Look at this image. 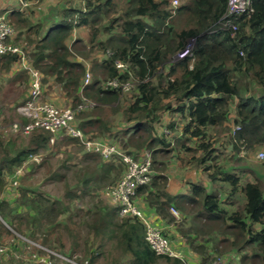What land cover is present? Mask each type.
Instances as JSON below:
<instances>
[{
  "label": "trees",
  "instance_id": "trees-1",
  "mask_svg": "<svg viewBox=\"0 0 264 264\" xmlns=\"http://www.w3.org/2000/svg\"><path fill=\"white\" fill-rule=\"evenodd\" d=\"M78 2L60 0L36 22L24 17L22 11L7 14L18 30L11 42L22 46L29 66L41 75L42 96L56 85L71 106L77 105L88 66L90 84L83 94L98 104V112L82 115L77 123L75 119L85 137L113 141L118 134L112 130L121 131L122 148L151 151L152 168L160 172L163 166L156 159L161 155L176 148L200 153L185 163L188 166L194 161V168L206 176L209 189L196 184L188 195L174 198L166 192L165 176L156 173L150 184L137 189V196L144 197L147 206L167 224L175 222L170 207L197 208L194 219L203 224L196 226L195 234L180 235L200 256V264H213L227 251L236 257L235 264H247L251 259L264 264V174L245 179L244 170L233 166L231 158L224 159L215 146V132L220 130L229 134L225 144L234 156L243 149L264 148V0H251L252 12L236 20L235 31L220 29L226 0H187L176 8L170 0ZM82 30L85 37L73 35ZM189 41L193 42L191 56L176 59ZM117 63L124 68H117ZM18 65V56L0 55V78L16 68L9 82L29 90L28 73L17 71ZM112 81L119 86L130 82L133 89L122 93L120 87L108 85ZM1 90L0 84V94ZM28 96L25 91L11 101L0 100V192L17 168L50 148L52 134L44 129L28 136L17 133L26 136L21 144L6 136L4 108L15 112ZM106 106L121 113L122 128L100 117L99 109ZM164 119H168L165 125ZM20 121L26 122L21 117ZM11 125L9 131L14 133ZM161 126L178 131L176 148L168 150ZM236 126L239 129L233 133ZM56 142V147L77 150L73 155L76 164L65 160L61 164L65 173L52 172L47 178L63 183L62 198L52 199L30 185L16 186L21 175L13 177L18 193L12 202L0 198V237L10 236L8 229L32 239L38 235L41 240L37 244L55 253L51 236L66 220L89 228L82 244L72 234L74 248L81 247L80 257L74 260L77 264H96L99 257L106 264H185L156 255L145 240L143 224L120 216L117 207L99 198L105 186L123 172L119 160L104 161L96 154L82 153L79 141L68 136ZM38 168L40 164L30 163L29 170ZM88 198L95 203L77 224V202L85 203ZM204 237L202 242H210L211 249L196 245Z\"/></svg>",
  "mask_w": 264,
  "mask_h": 264
},
{
  "label": "rangeland",
  "instance_id": "rangeland-1",
  "mask_svg": "<svg viewBox=\"0 0 264 264\" xmlns=\"http://www.w3.org/2000/svg\"><path fill=\"white\" fill-rule=\"evenodd\" d=\"M59 1L60 0H42L41 2H28L27 6L22 10L21 14L24 15V17L31 19L32 22H36V19H35L36 17H41L49 13V8L56 6ZM77 1H79L78 3H81L84 0H77ZM186 2L187 0H178V4L176 7ZM171 6L173 7L172 4ZM17 31L18 30H16V32ZM76 34L81 35L82 37L86 36L85 31L83 30L76 31L73 33L74 36ZM189 47L193 48V42L189 43ZM14 74L15 72L13 71L11 74L5 76L4 78L2 77L0 78L1 83L5 85V88L7 89L4 92L1 91V93H4V94H0V100H3V101L13 100L17 96L22 95L25 91L27 92V94H29V90L27 89V87L24 88V85L23 86L19 85L20 86L19 89L13 90L15 91L14 93H7L9 90L12 89V87L7 86V84L12 79ZM9 84L13 85L11 83ZM62 98H63V94L60 88L55 85L53 86V89L51 91L45 90L41 99L44 102L52 103L60 108L71 106V104L68 103L65 97L64 99ZM97 106L98 104L95 103V107L93 109H89V110L79 113V115H77L76 117V123L77 121L79 122V118L82 115H89V114H92L94 111L98 112V110H96V108H98ZM111 108L112 107L106 106V107H102L101 109H99L100 117L105 121H110L112 125H117V127L122 128L121 127L122 126L121 113L120 112L114 113L111 110ZM4 109L6 110L3 111V114H4V118L7 121V123L3 124V126L6 128L5 130L9 132L6 136L11 142H15L16 144H21L23 140L26 139V136H22L17 133L15 134L9 131V127L12 123L20 121V116L17 111L13 112L12 109L9 107L4 108ZM174 120H175V117H174ZM163 124L164 125L167 124V119L163 122ZM160 131H161V134L164 135L166 144H169L167 147L168 150L176 148V142L180 138L178 131H172V130L170 131L169 129L165 128V126H161ZM112 133L118 134V138H115L113 141L110 139H107V140L102 139V137H96L95 134H94V137L98 138L99 140H104V141H108L110 143L116 144L122 148L121 146L122 144L119 143V137L121 136V131L112 130ZM215 134H216L215 138H217V143L215 145L216 148L219 150H222L223 152L222 157H225L224 159L229 160L231 158L232 160L231 163L233 166L244 170L243 172L245 175V179L252 180L256 175L264 174V159L260 161L256 158L259 152L261 151L264 152V148L255 147L253 150H248V151L243 149L238 155L234 156L231 152H228L231 150L229 149V146L225 144L227 141V135L229 136V134L222 132L220 130L218 132L216 131ZM61 138H64V136H60V138L56 139L55 142ZM187 145L191 147H195L191 143H187ZM122 149L123 150L126 149L125 151L128 150L130 152H134V150L129 149V147L125 149L122 148ZM82 150L80 152H82ZM142 151H139V152L137 151V152H134L135 154L134 153L132 154H134V156H138ZM76 153H77V150H74V151L66 150L63 147H56L55 143L50 144V148L48 150L43 151L40 153V155L36 156V162L32 159V160L26 161L20 168H17V171L19 170L21 173V176L18 174L17 177L19 176L22 177V175L25 172L26 173L25 175H23L24 177L22 178L19 177V179H17L18 181H17L16 186H20L23 184L30 185V186L38 188L40 191L44 192L50 198L60 200L63 196V188H62L63 183L60 181L47 180L48 175L51 174L52 172L65 173V169L61 167L62 162L65 160L67 161L71 159L70 163L72 165L76 164L78 161L73 159V155ZM173 153L181 154L180 156L182 158L181 160L182 161L184 160L183 162L181 161V163L185 164L186 166H187V164L185 163L186 160H191L192 156H195L196 158L200 156V153L186 152L183 149H177V148L173 151ZM67 154H70V155H67ZM161 156L162 157H158L156 160L159 163H162V166H164L163 162L167 160L170 154L169 155L164 154V156L163 155ZM32 162H35L38 165L40 164V168H38L36 171L29 170L30 163ZM190 166L192 169L197 170L196 168H194L196 166L194 161L190 163ZM152 170H153V175L155 173L157 174L160 173V170H157L154 167L152 168ZM13 175L11 176V178L7 180L8 184L5 187V189L3 187L2 191L0 192V198L5 197L8 201H11V202L13 201L14 197H16V194L14 193V191L18 193V191L14 188L15 182L13 180ZM67 176L72 183V171H69L67 173ZM195 178H197L200 182H203L206 185V188L209 189V184L204 174L200 177H195ZM99 198L110 205V203L102 195L99 196ZM142 199H144V197L138 195L136 200L138 202L139 201L142 202L141 201ZM77 203H78L77 205L78 209L80 211H76V214L78 215V217H75L74 220L77 222V224H79L80 219L82 218L83 212L89 208H92L94 205L93 203H95V200H93L92 198H88L85 200V203H82V204L79 202ZM196 210L197 208L195 207H184L182 208V210H178L179 219H176L175 222L172 224L173 230L171 231L163 230V234L167 236V238L171 242L176 243L177 241H183L185 243L186 241L184 238L181 237L180 233L188 234V232L191 233L193 231V234H195L197 230L196 226L200 227L203 224L202 223L203 221L201 220L197 221V219L196 220L194 219V214ZM66 216L67 214L62 216L61 218L62 221L65 220ZM84 219L87 223H90L89 218H84ZM64 225L66 226V228L63 227ZM63 226L59 227L58 230L55 232V234L51 236L53 240L52 246L55 249V253L56 254L58 253V255L52 252L45 251L46 249H41L33 245L30 246V244L26 243V241H30L38 245L41 240L38 235H36V239H32L30 238L29 234H23V235L17 234L13 230L8 229V227L6 226V228L10 232L9 234L11 235L10 236L4 235L5 237H0V249L4 250V252H0V264H20V262L24 264H70L64 261L65 258L74 262L76 257L77 258L80 257V252L78 250H80L81 247L74 248V246L72 245L74 243L72 234H76V237H78L77 242L79 244H82V242L84 241V238H86L85 237L86 234H88L89 232V228L87 226H84L83 224L76 225L66 220L63 222ZM204 239H206V237H204L201 240L196 241L195 242L196 245L199 246L200 244H204L203 245L204 247H209L211 249V243L202 242V240ZM38 250L43 251L45 255L40 254ZM190 254L193 257L196 256L197 258H200V256L198 257V255L193 253L191 250H190ZM212 255H213V252H212ZM217 258H216L217 261H214L213 264H235L237 263L236 257L234 256V254H232V252H229V251L224 252L222 255H220ZM96 264H106V261H104V259L99 257V259H97ZM247 264H261V263L259 259H251L250 262L249 261L247 262Z\"/></svg>",
  "mask_w": 264,
  "mask_h": 264
},
{
  "label": "built area",
  "instance_id": "built-area-1",
  "mask_svg": "<svg viewBox=\"0 0 264 264\" xmlns=\"http://www.w3.org/2000/svg\"><path fill=\"white\" fill-rule=\"evenodd\" d=\"M18 4V11H22L27 2L23 0H16ZM171 4L175 8L178 0H171ZM252 12L251 0H226V12L220 18V29L235 31L236 20ZM8 12L0 14V55L12 54L19 57L18 68L26 71L30 80L29 96L24 104L20 105L16 111L19 116L26 122H15L11 125L14 133L28 135L34 130L44 129L52 134L50 143L53 144L60 136H68L77 139L83 148V152L87 154H96L102 160L117 159L122 163L123 172L111 184L105 186L102 191V196L112 205L119 209V215L122 217H132L139 220L145 229V240L156 255L166 256L169 258H176L189 264L186 256L163 234V229L152 223L146 218L143 212L136 204L137 189L142 186L150 184L153 170H152V152L143 150L138 156L127 154L125 150L116 144L104 140H90L85 137L82 131L77 128L75 119L76 116L89 109L95 107V103L85 98L83 89L90 84L89 67L86 66L85 74L82 81V86L79 92L80 102L75 106H68L65 108H58L56 105L42 101V84L41 75L38 71L32 69L27 61L26 55L22 46L15 45L11 39L15 35V29L7 18ZM189 41L186 46L176 54V59L181 60L185 57L191 56L192 48L189 47ZM117 68L123 69L124 66L120 63L116 64ZM112 88H121L122 93H127L133 88L130 82L124 83L121 86L117 81L108 83ZM239 128L236 126L233 133ZM258 160L264 159V152L257 154ZM36 162V157H33ZM21 175L20 171L16 170L13 177ZM16 175V176H15ZM16 194V191H14ZM170 214L173 218L179 219L178 210L174 207L169 208ZM27 244L37 246L30 241ZM51 252L49 250H45ZM0 252L4 250L0 249ZM54 253V252H52ZM56 254V253H55ZM58 255V254H56ZM70 264H75L69 259L64 260Z\"/></svg>",
  "mask_w": 264,
  "mask_h": 264
},
{
  "label": "crops",
  "instance_id": "crops-1",
  "mask_svg": "<svg viewBox=\"0 0 264 264\" xmlns=\"http://www.w3.org/2000/svg\"><path fill=\"white\" fill-rule=\"evenodd\" d=\"M13 10L18 11V4L16 1H14V0H0V14H2L4 12L13 11ZM40 18L41 17H36L35 19L37 21ZM80 60L81 59L77 58V61L81 62L82 60L81 61ZM13 71L16 73V68H15V70L13 69L9 74H11ZM17 71H21L18 68V66H17ZM9 74L2 75L1 77L4 78L5 76H7ZM9 83H11L13 85H10ZM9 83L7 84V86L12 87V89L9 90L7 93H14L15 91H13V90L19 89V87H20L19 83H13V82H9ZM1 85H2L1 91L2 92L6 91L7 89L5 88V85H3L2 83H1ZM2 94H4V93H2ZM62 99H64V96ZM58 108H60V107H58ZM163 121H165V119ZM82 152H83V150H82ZM180 156H181V154H178V153L175 154L172 152L170 154V156L167 158V160H165L163 162V165H164L163 170H162V172H160V174L165 176V178H166V192L174 198H178L180 196L188 195V193L190 192V188L193 185L201 184L204 187H206V185L203 182H200L197 178H195V177H200L203 174H201L200 171L192 169L190 165L186 166L185 164H182L181 161L179 160V158H181ZM141 201L142 202H140V201L138 202L136 200V204L148 220H150L152 223L159 226L163 230H169V231L173 230L172 224H167L163 220H161L157 216V214L155 213L154 209L147 206L144 199H142ZM177 210H179V209H177ZM172 244L174 247L178 248L186 256V259H187L189 264H198V263L200 264L199 258H197L196 256L193 257L190 254V250H189L188 246L183 241H177L176 243L172 242ZM111 247H112L111 245H108L109 249Z\"/></svg>",
  "mask_w": 264,
  "mask_h": 264
}]
</instances>
